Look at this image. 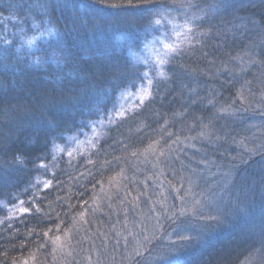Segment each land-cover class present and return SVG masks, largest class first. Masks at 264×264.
<instances>
[{
    "label": "trees",
    "instance_id": "trees-1",
    "mask_svg": "<svg viewBox=\"0 0 264 264\" xmlns=\"http://www.w3.org/2000/svg\"><path fill=\"white\" fill-rule=\"evenodd\" d=\"M23 2L26 13L20 16L0 14V37L15 41L11 46L12 57L5 61L13 66L12 70L0 69V220L5 221L0 225V264H12L14 259L51 264L49 261L53 258L52 264H61L62 259L56 257L60 251L51 240L42 237L49 227H53L55 234L67 238L73 253L77 246L83 247L80 238L86 230L95 238L98 250H104L110 228L104 211L111 207L105 194L112 190L114 178L118 183V212L123 213L119 216L124 223L132 225L135 215L143 214L141 224L145 227L150 223L152 227L149 231L143 228L137 239L143 241L146 235L152 243L155 240L153 232L156 237L162 233L152 248L151 243H143L140 247L143 255L135 257V261L130 257L134 256L133 249L137 246L133 239L136 235L130 240L127 238V247L125 242L118 250L114 247L121 261L124 259L130 264H244L249 250L260 246L258 227L249 226L244 214L259 216L261 200L258 195L246 206L230 205L225 209V222H212L206 230L207 244L179 241L174 233L175 225L161 215V204L176 210L177 214L183 208L185 213L180 221L196 226L207 223L200 221L199 215L215 214L214 210L194 205L192 195H185L188 178L200 177L193 192L206 190L213 180L210 173L217 171L211 162L219 163L236 156L243 152L245 145L264 143V88L262 90L255 82L259 75L261 77L264 66V0H227L233 7L217 13H210V10L219 0H191L194 5L191 9L177 7L185 0ZM113 4L119 7H111ZM161 12L165 18L158 26L154 21L161 19ZM24 16L27 22L21 24ZM192 16L204 18L197 22L196 32L200 33L209 31L208 19L214 16L210 34L198 37L200 44L196 43L197 37H189L182 27ZM34 23L40 27L33 28ZM21 26L27 37H37L31 48L12 35ZM46 27L53 28L56 35L41 37L39 32ZM160 32L167 44L182 52L165 66L170 77L167 80L157 76L154 65L143 61L142 48ZM57 38L63 41L69 57L53 64L49 57ZM17 47L21 48L19 53L15 51ZM165 51L167 49L161 56ZM41 58L48 62L32 63ZM107 60L113 64L126 61L139 72L124 77L125 86L109 91L103 117L73 108L74 103L90 92L94 83L96 87H109L94 76ZM20 71L24 72L23 76L19 75ZM143 72H149V77L137 78ZM128 80H133L134 84ZM143 88L154 91L155 99L141 104L136 96ZM238 93L243 94V102ZM210 100L213 103L210 104ZM228 101L234 103L230 108L233 114L222 124L221 140H204L195 136V132L184 130L200 116L210 119L215 109L229 107ZM113 104L115 111L109 116ZM121 110L126 112L125 116L117 115ZM18 117L23 118L20 121ZM89 120L96 123L82 127V123ZM49 121L68 129L54 142L45 131ZM164 128L175 135L186 134L188 140L170 152L172 164L170 170L165 169L166 175L152 176L150 173L153 182H144L137 172L138 168H143L146 175L148 171L144 167L142 149L158 140ZM137 150H140L138 154L132 156ZM221 153L227 155L222 157ZM18 155L25 158L24 163L15 162L14 157ZM37 157L39 159H35ZM89 159L95 163L88 164ZM118 161L124 162L118 166ZM41 162L47 167L37 168ZM204 162H209L207 167ZM257 167L245 169L241 165V171L252 172ZM123 169L126 176L119 182L116 177ZM48 180L52 184L45 189L44 182ZM26 188L29 191L25 194ZM128 192L130 196L126 195ZM96 193L102 200L99 197L96 200ZM16 196L25 201L35 196L45 212L50 213L52 221H64L60 231L57 232L52 221L43 214H25L21 219V214L15 212L9 220V209L18 203L14 199ZM58 196L62 200H57ZM136 196L140 199L138 206L134 203ZM81 200L87 201L83 207ZM147 202L154 203L156 212L151 214L152 210L151 213L146 210ZM69 203L75 207L70 209ZM81 211L85 213L83 217L78 215ZM158 216L163 228L155 227ZM150 220L154 222L151 224ZM29 228L35 229L31 236L27 234ZM131 228L136 230L135 226ZM124 234L127 237L128 231L124 230ZM173 242L175 247L170 246ZM40 243L46 246L39 249ZM111 246H106L108 253L114 251ZM5 251L7 256L3 255ZM145 257L152 263L146 262Z\"/></svg>",
    "mask_w": 264,
    "mask_h": 264
},
{
    "label": "snow or ice",
    "instance_id": "snow-or-ice-1",
    "mask_svg": "<svg viewBox=\"0 0 264 264\" xmlns=\"http://www.w3.org/2000/svg\"><path fill=\"white\" fill-rule=\"evenodd\" d=\"M149 0H145V3H148ZM194 5L192 4L191 0H185L184 3H181L177 5L180 9H191ZM111 7H119V5L113 4ZM233 6L227 3V0H219V2L213 6H211L212 13L217 12H227L230 8ZM140 11L144 12H151L152 9H140ZM27 12V8L25 7V4L23 0H0V14L4 13H10V14H16L17 16H20L23 13ZM161 16V19H156L154 23L156 25H160L162 19H164L163 13H159ZM213 17H209L208 19V25H209V31L208 32H196L197 22H202L203 17L201 16H192L188 18L185 22V24L182 26L184 30H186V33L191 36L197 37L196 43L200 44L201 41L198 39L201 35L207 36L210 34L212 24L211 19ZM27 22V17L24 16L21 20V24ZM47 23V22H46ZM40 26L37 24H33V28H39ZM178 35L180 33H177ZM13 37L18 36L20 41H22V45H27L29 48H31L34 44V41L36 40V36L27 37L26 32L24 28L21 26L18 28V30L13 31L12 33ZM39 35L41 37H47V36H55L56 32L51 27H46L43 30L39 32ZM14 40L8 39L5 37H0V44L5 46H0V69H3L5 71L12 70L11 65L8 63H5L6 60L10 59L12 57L11 52V46L14 44ZM191 42V40L189 41ZM165 49L167 51L164 52L162 56H158L157 60L155 62V65L153 67V70L156 71L157 76L165 77L166 80L170 79L167 75V69L166 65L171 63L176 56L182 55V52L180 49L176 48L174 45H165ZM16 53H19L21 51L20 47L16 48ZM69 57V53L65 50L63 41L59 38H57L54 45H52V51L50 53V60L53 64H59L62 63L63 59H67ZM48 60L41 58L38 59L32 63L36 64H44L47 63ZM144 63H148V61H144ZM137 72H139L138 69L133 68L132 66L128 65L125 61L123 64H113L111 60L105 61L103 65L100 66V68L94 73V76L103 83L109 85L108 88L104 87H96L95 83L93 84L90 92L83 97V99L78 100L76 103L73 104V108H79L83 111L88 112L89 115H97L100 117H103L105 115V109L107 108V100H108V94L109 91H116L117 89L121 88L122 86H125L124 84V77L135 75ZM14 75H16V72H13ZM19 75L23 76L24 72L20 71ZM149 77V72H143L138 76L137 78L143 80L147 79ZM128 83L134 84L133 80H128ZM151 83V81H149ZM250 83V82H248ZM158 91V89H157ZM239 98L241 102H243L244 97L242 93H238ZM155 99V92L150 91L148 89H142V94L139 97L140 103L145 104V102H151ZM209 103H213L211 100ZM111 111H115V104H113V107L111 110H109V116ZM221 112L226 111V109L221 108ZM118 116H125L126 112L121 110L117 112ZM103 122L102 120L100 121ZM96 123V121L89 120L86 123H82V127H87L91 124ZM165 124H167V121H165ZM164 127L163 125L161 126ZM204 127H207L206 125ZM68 129H62L61 125L55 121H49L46 126V135H50L52 141L54 142L55 139L60 138L63 134V131H66ZM79 130V129H77ZM172 134L169 133V137ZM201 137H205L206 133L204 131H201L199 133ZM69 139H73V137H69ZM163 137H161L160 140H153L145 149L146 152H151L152 154H158L157 155V161L159 162L160 157L165 156V149L162 147H158L161 144V140ZM194 139V138H193ZM216 139H222V137H217ZM179 140V137H177V141ZM177 141H173L172 143H176ZM167 144V142H165ZM47 144V141H46ZM125 148H127V145H124ZM168 150H171V144H167ZM132 155H136L135 152L132 153ZM226 153H221V156H226ZM69 156H71V153H69ZM257 157L259 159H257ZM24 157L23 156H16L14 157L15 162L17 163H24ZM39 159V157L35 158ZM119 159V157H117ZM236 160H239V163H235ZM203 162V161H202ZM88 164H94L95 162L91 159L87 161ZM105 163H108V161H105ZM206 164V167L208 166L209 162H204ZM217 169L215 173H210V175L213 177V180L210 184H208L206 190H202L199 193L193 192V187L197 185V180L200 179L199 176L196 177V179H193L192 176L188 178V184L189 187L187 190H185V195H192L193 197V204L198 205L200 207H208L210 209L214 210L215 214H208L207 216L203 215L202 213L199 215L198 219L200 221H207V223H201L199 226L193 225L191 223H185L183 221H180V217L184 215L185 210L181 208L179 210V214H177L176 210H171L167 208L164 205H161L163 209V215L164 218L171 221L172 224L175 225L174 233L178 237V240L181 242H186L187 244H191L193 242H199L207 244L208 240L205 238V232L210 227V224L212 222H215L216 224H221L225 222L227 219V215L225 213V209H227L230 205L232 207L236 206H246L250 204L257 195L259 196L261 200V210L259 213V216L250 215L247 212H245L246 217V223L251 226L252 228L258 227L259 232V248H251L249 250L248 256L245 258L244 264H264V143L259 144H253L251 147H248L247 145L244 146L243 152L238 153L236 156H231L225 160H222L219 163L211 162ZM241 165L244 166L245 169H252L254 165H258L257 168H255L252 172L241 171ZM47 166L41 162L39 165H37V168H46ZM195 172V169L193 170ZM83 175V174H82ZM183 179V178H182ZM97 183H100V181H97ZM171 183V182H170ZM52 184L51 180L44 182V188L48 189ZM32 187H36L33 185ZM93 189H95V185H92ZM183 187V185H181ZM176 191H179V189H174ZM25 194L29 191L28 188L25 190ZM84 193H80V196H83ZM126 195H131L130 192L126 193ZM18 203H14L12 208L9 209V217L10 220L12 218V213L19 212L21 214V219H23V216L25 214L30 215H36V214H43L49 221H52V217L50 213L45 212V210L39 205L37 202V198L33 196L30 201H25L23 199H20L19 196H16L14 198ZM182 201H184V197L180 198ZM57 200H62L61 197H57ZM70 200V198H69ZM81 207L87 204V201H80ZM123 203V201H121ZM26 204H30V206H25ZM51 207V205H50ZM75 205H72L69 203V208H74ZM34 209V213H33ZM243 210V207H242ZM153 212H156V208L154 207L152 209ZM80 217H83L85 215L84 211H81L78 213ZM56 219H59V215H57ZM75 220V217H73ZM158 223L155 226L156 228H163V225L159 222L160 217H157ZM180 221V222H177ZM5 223L4 220H0V225H3ZM54 224L55 230L58 232L61 229V225L64 223L63 220H60V223ZM12 225L9 224L8 227L10 228ZM35 229L29 228L27 230L28 236H31ZM68 232L65 230V235H67ZM36 235L40 237V233L37 232ZM120 233H117V236H119ZM43 238H47L48 240H51L53 245H56L58 242L62 240V237L60 235H57L53 231V227H49L47 230L43 231L42 233ZM125 239V246H128V239L127 237H124ZM134 240H136V247L133 249L134 256H131L130 259L135 261V257H139L143 255V253L140 251V247L143 246V243H151V240L148 236L143 237V241L136 238V236L133 237ZM152 239H156L155 231L153 232ZM117 244H119V240H117ZM45 243H40L38 245L39 249H43L45 247ZM107 245H105L106 247ZM171 247H175V242L170 245ZM23 247V245H22ZM7 251L3 253L4 256H7ZM33 259H35V254H33ZM12 264H18V262L14 259L12 261ZM23 264H28L27 260L23 261ZM89 264H92L91 257H89ZM97 264H100V261H97Z\"/></svg>",
    "mask_w": 264,
    "mask_h": 264
},
{
    "label": "rangeland",
    "instance_id": "rangeland-1",
    "mask_svg": "<svg viewBox=\"0 0 264 264\" xmlns=\"http://www.w3.org/2000/svg\"><path fill=\"white\" fill-rule=\"evenodd\" d=\"M210 13H212V10H210ZM166 41H167L166 37L163 36L161 32L157 34L155 37H153L152 41L150 42L148 41V43L145 44L144 47L142 48L143 56L145 57L143 61H148L152 65H155L157 57L161 56V52L165 50V45H169L166 43ZM261 68H262L261 77L259 75V77L255 79V82L258 83L259 87L263 90L264 88V66H262ZM138 92L139 93L137 94L136 97L139 98L140 95L142 94V90H138ZM262 97L263 96L261 95V98ZM228 104L226 105H228L229 107L224 106V109H226V111L221 112L220 109L219 110L215 109L212 113H210V116H209L210 119L208 117L203 118V116H200V118L197 120L196 123H191L184 130H187L189 133L190 131L195 132V136H200L199 133L201 131H204L206 133V136L202 137V139L213 141V142L216 140L217 137H223L224 134L222 135V126H223L222 124L226 123L225 121L231 118L233 114V111H230V108L231 106H234V103H229L228 101ZM22 118L23 117H18L20 121L22 120ZM205 125L207 127H204ZM161 133L162 134L158 138V140H160L161 137H163V139L161 140V144L158 147L164 148L166 154L164 157H160L159 162L157 161L158 154H152L151 152H146L145 149L147 147L142 149L144 150V152L142 153V156H145L144 157L145 159L144 167L146 168V170H148L146 171L148 176L144 174L143 168H138L137 172H139V175L143 177L144 182H150V183L153 182V180L150 178V173L153 174L152 176H154L155 174H157V176H159V174L166 175L165 169L170 170V165L172 164V159L169 156L170 152L174 149V147H177L179 145H184L186 141L188 140L186 134L175 135V134H172L173 131L169 132L165 128L162 130ZM169 133L172 134L170 137H169ZM177 137H179L178 141H177ZM219 140L221 139H217V141ZM173 141H177V142L172 143ZM165 142H167V144H171V150H168L167 144ZM119 143H122V142H119ZM139 151L137 150V152H135L136 155L138 154ZM136 155H132V156H136ZM122 163L118 161V166L121 165ZM125 171L126 170L123 169L122 173L118 174V176L116 177L117 181L120 182L121 178L123 179V176L125 175ZM111 185H112V190L109 191L107 194H105V196L110 201L109 203L111 204V207H109L108 211L107 210L104 211L105 213L104 217L106 219L107 225L110 224L109 231L106 233V235L109 237L107 238V243H104V246L106 244L112 245L111 247L114 251H112L111 253H108V251L106 250V247L104 248V250L102 249L98 250V244L96 243L95 238L94 237L92 238V236L86 230V232H84V235H82V239L80 238L81 243H82L81 246L83 247L77 246V248H75L77 251H74L73 253L71 247L69 248V245H68L69 243H68L67 238L64 236H61L62 240L58 242L56 245H54L55 249L57 251H60L56 257L62 259L61 264H89V257H91L92 264H97V261H100V264H120V263L130 264L123 258H122L123 261H121L120 259L121 257H118V251L116 252L114 248L116 247L118 250V246L120 244L122 245L124 244L125 242L124 237H126L124 234V230L128 231L127 238H129L130 240L133 237V235H136V238L140 237L141 236L140 233L143 232V228L146 227V230L149 231L152 227L150 226V223H147L145 227L141 224V221L145 217L143 214H136L135 215L136 221L132 225L124 223V219H122V217L119 216L120 214H123V213L118 212V183L115 181V178L113 179V182ZM98 195L99 193L98 194L96 193V196H95L96 200H97V197L101 198V196H98ZM111 200H115V201H111ZM134 203L137 206L140 203V199L138 196L134 197ZM154 207L156 208L154 203L147 202L146 210H148L150 213ZM153 213L154 212L152 211L151 214ZM153 222L154 221H152L151 224ZM131 226H135L136 230L135 228H131ZM117 233H120V235L117 236ZM161 235L162 233L160 232L159 236L156 237L154 241H152L150 248H152L159 241V239L161 238ZM117 240H119V244H117ZM64 258H66V260H63ZM144 260L148 263H152L151 259L148 257H145ZM23 261H20V262L18 261V264H23ZM49 262H51L52 264L54 262V258L52 261H49ZM28 264H35V263L30 260L28 261ZM158 264H162V263L160 262Z\"/></svg>",
    "mask_w": 264,
    "mask_h": 264
},
{
    "label": "bare ground",
    "instance_id": "bare-ground-1",
    "mask_svg": "<svg viewBox=\"0 0 264 264\" xmlns=\"http://www.w3.org/2000/svg\"><path fill=\"white\" fill-rule=\"evenodd\" d=\"M193 262V261H192Z\"/></svg>",
    "mask_w": 264,
    "mask_h": 264
}]
</instances>
